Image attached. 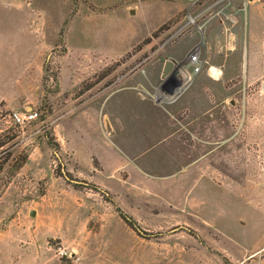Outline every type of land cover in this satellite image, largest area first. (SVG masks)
Masks as SVG:
<instances>
[{"label":"rangeland","instance_id":"rangeland-1","mask_svg":"<svg viewBox=\"0 0 264 264\" xmlns=\"http://www.w3.org/2000/svg\"><path fill=\"white\" fill-rule=\"evenodd\" d=\"M245 1L0 0V264H264V40ZM190 33L199 74L222 72L216 106L177 140L139 133L145 109L118 87L147 76L169 105L197 63L161 64Z\"/></svg>","mask_w":264,"mask_h":264},{"label":"crops","instance_id":"crops-1","mask_svg":"<svg viewBox=\"0 0 264 264\" xmlns=\"http://www.w3.org/2000/svg\"><path fill=\"white\" fill-rule=\"evenodd\" d=\"M246 7L249 6L248 13L250 12L251 19V40L250 43L259 44L260 41L264 40L259 35L255 36L254 33L261 32L264 34V2L261 0H246L242 2ZM218 25L225 26L224 21H217ZM248 22H246L247 24ZM253 29V30H252ZM255 30V31H254ZM259 34V33H257ZM185 35L177 40V42L181 40V43L173 42L170 46L168 59L172 60L171 62L178 60L181 64H187V60L189 59L188 55L190 50L193 47L195 42V33L189 34V36L185 37ZM247 43V41H246ZM205 48L208 50L210 45L208 44V40L204 41ZM254 48L253 45H250ZM249 46L246 44V49ZM173 56V57H171ZM166 59L163 60L161 64V70L164 67ZM156 62H152L151 66L157 67ZM213 68L218 69L215 66H210V70ZM219 70V69H218ZM214 70H212V76L214 77ZM220 71V70H219ZM222 72H219V75L214 78H210L207 74L200 75L199 72H192L190 70L189 81L185 86L182 94L176 98L173 102L169 103V105H165L164 102H158L154 99V96L157 93V89H155L154 79L149 80L147 76H136L135 78H129L124 84L120 85L118 88L125 87L124 90H132L134 94L135 100L137 99L138 103L145 109L144 113H146V120L144 121L145 130L140 128L139 133H145L150 137L158 140L163 139H174L177 140L180 137V129H185L194 126L195 117L193 118L191 113H193L192 109L195 105H202L203 108L199 109V113L204 114L205 116L210 115L211 110L216 106L213 104L215 97V88L217 87L219 79H221ZM144 77V78H143ZM155 77V76H154ZM144 80L146 84L134 85L133 81ZM179 78L172 76L166 85L163 87L165 92H171L173 89L179 87L183 84V81ZM211 104H213L211 106ZM201 111V112H200ZM186 114V115H185ZM185 115V116H184ZM207 118V117H206ZM127 123L133 124L139 121L141 123L142 119L135 118V120H131L128 118ZM210 122V121H208ZM207 125L205 124L204 127ZM139 128V127H136ZM136 128L131 129V132H134ZM144 130V131H143ZM131 134V133H130Z\"/></svg>","mask_w":264,"mask_h":264},{"label":"trees","instance_id":"trees-1","mask_svg":"<svg viewBox=\"0 0 264 264\" xmlns=\"http://www.w3.org/2000/svg\"><path fill=\"white\" fill-rule=\"evenodd\" d=\"M47 101V98L46 96L44 95L43 99H42V105H44ZM41 110V109H40ZM36 115H38V113H36ZM47 113L46 114H39L38 115V119H45ZM1 136V134H0ZM49 139V144L52 145L53 148H57V144H55L52 140L51 137L48 138ZM4 140H1L0 141V148L3 147L4 145ZM7 149H2L0 150V153H6ZM8 153L6 154V157H8ZM57 159H60L58 156H57ZM60 176L69 184H71L74 188L76 189H82V188H90V189H94L96 190L97 192H99L103 197L104 199H106L108 202H110L115 208L116 210L118 211V214L120 216V218L123 219V221L126 223L127 226H130L137 234H139L140 236L144 237V238H149L151 237L150 235L151 234H144V232H142V230L140 229L139 226H137V222L128 214H126L125 212H123L116 204V201L114 200L113 196L107 191V190H104V189H101L99 186L93 184V183H89V182H86L84 180H79L77 178H74L71 173L66 170L65 168L62 169V171L60 172Z\"/></svg>","mask_w":264,"mask_h":264},{"label":"built area","instance_id":"built-area-1","mask_svg":"<svg viewBox=\"0 0 264 264\" xmlns=\"http://www.w3.org/2000/svg\"><path fill=\"white\" fill-rule=\"evenodd\" d=\"M189 59H190V61L192 63H197L196 65H194L193 70H194V72H198V70H200V63H198L196 55H190ZM209 71H211V70L209 69ZM182 90H183V87L179 86V87L173 89L168 94L171 97V99H175L182 92ZM35 116H36V112L29 113L27 117L34 118ZM12 118H13L14 121H17V122H20L22 120V117H20L18 113H13L12 114ZM57 254L60 255V256H65L67 258H71L73 260H77L78 259V257L74 256L75 255L74 252L67 251L66 248H64L63 246L58 247Z\"/></svg>","mask_w":264,"mask_h":264},{"label":"water","instance_id":"water-1","mask_svg":"<svg viewBox=\"0 0 264 264\" xmlns=\"http://www.w3.org/2000/svg\"><path fill=\"white\" fill-rule=\"evenodd\" d=\"M172 68V62L170 60H166L164 63V67L162 69V76H165L168 74V72L171 70ZM30 215H34V212L31 211Z\"/></svg>","mask_w":264,"mask_h":264},{"label":"bare ground","instance_id":"bare-ground-1","mask_svg":"<svg viewBox=\"0 0 264 264\" xmlns=\"http://www.w3.org/2000/svg\"><path fill=\"white\" fill-rule=\"evenodd\" d=\"M213 70H214V77H217L220 71L216 68H213Z\"/></svg>","mask_w":264,"mask_h":264}]
</instances>
